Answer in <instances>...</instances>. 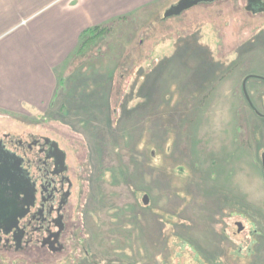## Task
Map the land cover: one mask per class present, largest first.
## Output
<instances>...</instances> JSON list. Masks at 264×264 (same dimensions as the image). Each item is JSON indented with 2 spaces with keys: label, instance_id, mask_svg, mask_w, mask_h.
<instances>
[{
  "label": "rangeland",
  "instance_id": "374dc122",
  "mask_svg": "<svg viewBox=\"0 0 264 264\" xmlns=\"http://www.w3.org/2000/svg\"><path fill=\"white\" fill-rule=\"evenodd\" d=\"M246 4L121 17L47 112L0 115L61 140L86 181L67 251L0 264H264V11Z\"/></svg>",
  "mask_w": 264,
  "mask_h": 264
},
{
  "label": "crops",
  "instance_id": "0c3cea01",
  "mask_svg": "<svg viewBox=\"0 0 264 264\" xmlns=\"http://www.w3.org/2000/svg\"><path fill=\"white\" fill-rule=\"evenodd\" d=\"M171 1L0 0V114L47 112L84 31Z\"/></svg>",
  "mask_w": 264,
  "mask_h": 264
},
{
  "label": "flooded vegetation",
  "instance_id": "af4514ba",
  "mask_svg": "<svg viewBox=\"0 0 264 264\" xmlns=\"http://www.w3.org/2000/svg\"><path fill=\"white\" fill-rule=\"evenodd\" d=\"M81 173L61 140L0 126V250L32 254L33 260L37 252L67 251L78 235L75 208L86 182Z\"/></svg>",
  "mask_w": 264,
  "mask_h": 264
},
{
  "label": "trees",
  "instance_id": "16d2710c",
  "mask_svg": "<svg viewBox=\"0 0 264 264\" xmlns=\"http://www.w3.org/2000/svg\"><path fill=\"white\" fill-rule=\"evenodd\" d=\"M126 18L128 19V17H125V18L123 17L122 19L125 20ZM112 23H114V22H112ZM112 23H109L107 26L94 27V28H91V29L84 31L83 34L81 35L80 47L78 48L77 52L74 54L73 60H75L79 56H83L84 54L88 53L90 51V49L93 47L94 43L98 39L102 38L103 34H105V31L107 30V27ZM190 56H192V55H190ZM71 65L72 64L70 63L69 67H71ZM67 70L68 69H64L63 70L64 72L63 71L60 72L61 78L59 80L60 82H59V86H58V91H59V89H61V87L63 88V86H65L64 85V79H65L66 75L64 73Z\"/></svg>",
  "mask_w": 264,
  "mask_h": 264
},
{
  "label": "water",
  "instance_id": "95a60500",
  "mask_svg": "<svg viewBox=\"0 0 264 264\" xmlns=\"http://www.w3.org/2000/svg\"><path fill=\"white\" fill-rule=\"evenodd\" d=\"M214 0H180L178 3L174 4L166 11V16H171L173 14H179L183 10L188 9L192 5L202 3V2H212ZM246 10L252 13H258L264 11V0H246ZM247 95V94H246ZM263 171H264V155H263ZM147 201V200H146ZM239 230L242 229L241 223H239Z\"/></svg>",
  "mask_w": 264,
  "mask_h": 264
}]
</instances>
